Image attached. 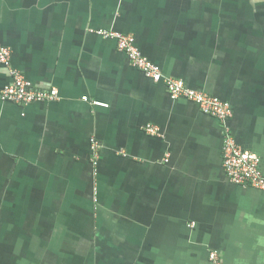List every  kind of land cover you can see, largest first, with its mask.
<instances>
[{"label": "crops", "instance_id": "0c3cea01", "mask_svg": "<svg viewBox=\"0 0 264 264\" xmlns=\"http://www.w3.org/2000/svg\"><path fill=\"white\" fill-rule=\"evenodd\" d=\"M100 30L133 35L165 76L229 103L264 174V0H0V88L15 68L58 91L0 98L5 262L69 264L101 247L107 264H211L213 250L264 264V191L229 177L220 121Z\"/></svg>", "mask_w": 264, "mask_h": 264}, {"label": "built area", "instance_id": "2783aa9c", "mask_svg": "<svg viewBox=\"0 0 264 264\" xmlns=\"http://www.w3.org/2000/svg\"><path fill=\"white\" fill-rule=\"evenodd\" d=\"M98 33L106 38L117 41L118 48L125 52L130 62L140 69L147 77L156 82L164 81L173 98L184 97L199 105L202 111L215 117L220 121L224 130L223 157L224 166L229 177L237 184H249L264 191V174L259 167L258 155L250 150L244 149L235 139L229 127L228 121L232 116V107L219 97L192 89L186 86L180 78L165 76L161 68L145 57L135 43L131 34H125L112 30H100ZM0 63L11 66L10 50L0 45ZM12 81L0 88V98L13 102L31 104L54 100L58 97V91L54 88L43 91L33 87L32 83L18 69L11 68ZM83 99L87 100V96ZM100 106H107L103 102H95ZM211 264H224L218 251L209 253Z\"/></svg>", "mask_w": 264, "mask_h": 264}, {"label": "rangeland", "instance_id": "374dc122", "mask_svg": "<svg viewBox=\"0 0 264 264\" xmlns=\"http://www.w3.org/2000/svg\"><path fill=\"white\" fill-rule=\"evenodd\" d=\"M0 244L3 246L2 233L0 235ZM74 250L71 251L72 254H74ZM107 250H109V249H107ZM111 251L112 252L114 251V253H115L116 249L111 250ZM82 252H83L82 248H79L78 250L76 249L75 254H77V256L75 257V259L73 261H69V264H101V257L99 255L100 251H97L96 248L92 247L89 255L86 252H84V253H82ZM66 254L68 256V254H70V251L67 252ZM0 264H7V262H5V257L3 255V248L1 246H0ZM104 264H107V262L104 261Z\"/></svg>", "mask_w": 264, "mask_h": 264}, {"label": "flooded vegetation", "instance_id": "af4514ba", "mask_svg": "<svg viewBox=\"0 0 264 264\" xmlns=\"http://www.w3.org/2000/svg\"><path fill=\"white\" fill-rule=\"evenodd\" d=\"M0 235H1V232H0ZM103 249H104V248L96 247V250H97V251H100V252H101ZM100 257H101V262L104 263L103 257L101 256V253H100ZM35 264H38V263H35Z\"/></svg>", "mask_w": 264, "mask_h": 264}]
</instances>
